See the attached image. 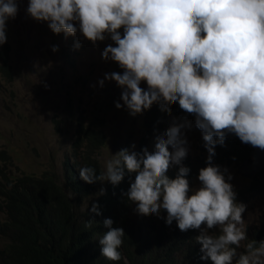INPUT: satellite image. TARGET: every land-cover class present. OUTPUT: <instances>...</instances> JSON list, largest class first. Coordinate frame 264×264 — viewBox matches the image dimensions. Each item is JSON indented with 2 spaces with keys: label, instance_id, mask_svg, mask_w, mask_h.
<instances>
[{
  "label": "clouds",
  "instance_id": "clouds-1",
  "mask_svg": "<svg viewBox=\"0 0 264 264\" xmlns=\"http://www.w3.org/2000/svg\"><path fill=\"white\" fill-rule=\"evenodd\" d=\"M26 12L47 22L56 34L79 31L93 44L110 36L115 46L107 45L102 57L123 70L104 75L122 88L123 105L115 106H126L135 116L153 103L170 113V106L178 103L195 117L209 153L207 166L199 170V187L190 188V169L183 165L170 178V166L180 165L187 155L183 125L174 123L156 137L154 152L120 149L99 174L93 167H80V178L115 186L126 171L135 173L124 195L136 212L159 216L164 210L167 225L175 221L182 232L199 229L195 239L202 260L264 264V240H249L237 251L248 239L241 227L246 205L236 201L232 184L211 163L215 146L223 145L229 133L264 150V0H28ZM17 13V0H0V46L7 42V20ZM57 50L54 45L52 51ZM105 193L102 187L99 194ZM90 211L101 214L95 202ZM103 226L107 231L98 239L101 255L119 261L125 231L113 227L111 218Z\"/></svg>",
  "mask_w": 264,
  "mask_h": 264
},
{
  "label": "trees",
  "instance_id": "trees-1",
  "mask_svg": "<svg viewBox=\"0 0 264 264\" xmlns=\"http://www.w3.org/2000/svg\"><path fill=\"white\" fill-rule=\"evenodd\" d=\"M10 44L0 46V72L6 79L12 77ZM170 113L153 103L142 116V135L134 151L149 147L154 134L171 126L182 114L178 103L170 106ZM106 142L101 126L92 122L77 121L73 154L66 155L62 171L45 170L39 176L20 173L13 176L0 171V264H212L201 259V245L195 229L182 232L165 220L143 216L135 212V204L124 193L134 181L135 173L125 172L123 180L88 184L79 176V168L93 167L97 174L103 169L99 153ZM254 147L240 141L234 134H227L223 145L215 146L211 163L235 168L249 157ZM209 153L187 154L180 165L169 169L167 175L175 178L181 165L190 169L189 183L198 179L199 170L207 166ZM0 161H9L5 150L0 149ZM241 178V177H240ZM241 185L233 187L236 201L248 203L264 195V167L249 179L241 178ZM106 193L99 194L101 188ZM98 203L100 215L90 211ZM106 218L113 220V227H122L125 235L119 251L121 260L110 261L100 252L99 238L107 229ZM93 219L91 227L88 221ZM247 240H264V219L258 225L246 227Z\"/></svg>",
  "mask_w": 264,
  "mask_h": 264
},
{
  "label": "rangeland",
  "instance_id": "rangeland-1",
  "mask_svg": "<svg viewBox=\"0 0 264 264\" xmlns=\"http://www.w3.org/2000/svg\"><path fill=\"white\" fill-rule=\"evenodd\" d=\"M17 2L16 17L6 22L7 42L11 48V79L0 72V149L9 156L8 162L0 161V171L13 176L22 172L39 176L48 169L61 172L66 155L73 154L78 120L97 124L104 131L106 142L98 156L102 169L120 149L135 150L136 147L132 149L131 146L136 145L142 135L145 110L133 116L126 106H115L117 102L123 105L122 88L114 80L104 79V75L123 70L116 62L102 57L107 45L115 46L110 36L106 34L103 41L93 44L79 31L68 36L63 32L53 33L47 22L36 21L27 14L28 0ZM54 45L58 46L55 52L52 51ZM102 79L104 84L100 86ZM140 86L147 88L143 82ZM174 123L183 125L181 137L187 141V154L207 152L194 116L182 111ZM168 127L154 134L149 152L155 151L156 137L163 135ZM220 171L233 187L241 185L242 177L236 167ZM189 184L190 188L200 186L198 179ZM245 205L241 227L246 230L247 225H258L264 219V195ZM148 216L163 221L166 212L161 210L159 216ZM3 217L0 211V221ZM173 223L177 226L175 221ZM195 230L200 233L199 229ZM209 231L218 233V229ZM1 243L0 239V246ZM242 246L243 241L240 248Z\"/></svg>",
  "mask_w": 264,
  "mask_h": 264
},
{
  "label": "water",
  "instance_id": "water-1",
  "mask_svg": "<svg viewBox=\"0 0 264 264\" xmlns=\"http://www.w3.org/2000/svg\"><path fill=\"white\" fill-rule=\"evenodd\" d=\"M264 167V150L254 148L251 155L245 158L236 167L238 175L243 178H251Z\"/></svg>",
  "mask_w": 264,
  "mask_h": 264
}]
</instances>
